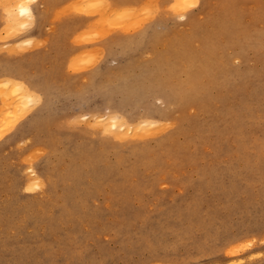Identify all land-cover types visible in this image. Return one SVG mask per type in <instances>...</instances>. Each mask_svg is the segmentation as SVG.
<instances>
[{
	"label": "rangeland",
	"instance_id": "obj_1",
	"mask_svg": "<svg viewBox=\"0 0 264 264\" xmlns=\"http://www.w3.org/2000/svg\"><path fill=\"white\" fill-rule=\"evenodd\" d=\"M12 1L14 0H0V10L6 21L3 32L0 33V48L2 47L0 55H6L8 52L7 55L20 56L40 51L39 49L46 46V43L43 44L46 41L35 39L31 44V49L30 45L27 46V42H24L23 39L24 33L34 27V22L31 20L32 18L29 20L33 24L32 22L28 23L27 19L18 20V6ZM53 1L46 8V14L51 10L48 18H54L53 20L56 21L55 17L57 19L60 17L58 20H63L67 16L64 22L65 25L67 23L68 25L63 29L64 31L68 30L66 33L62 31L63 43L59 44L61 49H64L58 50V52L52 51L50 57L54 56L57 59L53 57L54 59L50 58L51 62L44 60V63H38L40 67H36V72L38 73V69L43 67L42 70H39V74L40 72L44 75L47 73L45 78L48 83H51L48 88L53 89L54 87L56 90L60 88L62 95L68 91L67 94L70 92L69 94L72 96L69 94V96L66 94L69 98L65 97L66 95L60 96L59 90L56 91L59 94L57 96L54 93L56 98L54 97V103L51 105L52 112L48 114H55L53 116L56 117H49V119L47 116L42 124V129L40 128L42 131L38 132L41 138L36 137L37 140L35 139L36 142L34 145L32 144L31 148L27 146V144L30 145L26 142L27 140L20 136L16 139L17 146L12 149V158L7 155L12 165L22 172L24 171V174L17 170L16 178L12 177L13 180L15 179L14 186L12 178L7 177L8 171L3 172L6 184L0 186V264H170L171 261L174 262L173 264H264V177L262 178L264 176V172L262 175V171H264L262 166L264 165L262 163L264 162L262 159L264 157V0H190L191 2L185 3L187 5L185 8L184 4L181 7L179 0ZM82 1L84 2L82 3ZM152 1L155 5H152ZM8 2L14 5L8 4L11 7H7ZM77 2L79 4L76 6ZM88 2L90 3L88 4ZM100 3L102 5L106 3L107 7L109 4V7L103 5L104 8H102ZM85 4L92 7L89 9L91 13L93 10V14L89 13L90 10L86 9L88 6ZM54 5L57 7L55 8ZM83 5L86 7L84 8ZM170 5L171 7L174 5L173 8H178L180 11L172 9ZM94 6L98 8L96 9ZM150 6L153 9L157 8L155 11L151 9L154 13L157 10L155 14H151ZM100 7V12H98ZM133 8H136L135 11L132 10ZM142 8L144 12L141 11ZM68 9L70 10L68 11ZM112 9L118 11L117 13L123 9L118 18L124 20L120 21L118 18H114L116 13L113 14L112 18L114 19L110 20L114 13ZM126 11H130L129 15L127 14L129 17L133 14L134 18H131L134 20L127 19L129 17H127ZM106 12L108 13L106 14ZM142 12L146 14H141ZM138 13L141 14L139 17ZM105 14L110 23H121L115 24V26L120 25L117 26L119 29L113 25L112 27L108 21L109 25L106 24L105 20L108 19L104 18ZM148 14H151L152 18ZM33 19L35 21V17ZM139 20L138 24L143 23L145 26H141V24L140 27L139 25L134 26ZM125 21L135 22L131 25L127 24L129 27H126L125 24L122 25ZM194 21L198 23L194 25ZM22 23L27 26L31 25V27L22 28ZM154 23H157L159 28L155 31L157 35L155 36L154 31L152 34L150 32L149 35H145V30L151 31L150 26ZM16 24L17 27H15ZM10 25H14L13 28ZM143 26L144 28H142ZM51 27L46 28L49 34L53 32ZM103 27L106 29L103 30ZM97 28L98 31L102 30L101 33H97ZM13 29L17 30L11 31ZM89 29L96 30L92 31L99 35L95 37V34H90ZM14 32L19 34L14 35ZM81 32L83 35L89 33V36L94 37L79 38ZM161 33L162 35H160ZM100 34H106V36L101 37ZM88 39H90L89 42ZM105 40L107 41L105 42ZM110 40L109 44L113 45L112 54L107 49ZM147 40H151V43L154 40V44L151 45ZM42 41L44 42L40 43ZM76 41L81 43H75ZM134 43L139 45H137L138 48L134 47L136 46ZM121 45L127 50L125 53L123 52L124 48L120 47ZM9 47L14 48L10 49ZM96 50H99V56ZM152 50H156L155 53ZM10 51L12 52L10 53ZM92 51L93 54L96 51L97 56L91 55ZM63 53H65L64 56L66 55L65 58L62 56ZM72 53L75 55L74 58H72ZM156 53L158 55H155ZM79 54L82 56H76ZM115 55L117 61L112 65L111 62ZM91 56L97 58H93L96 64H92L90 68L92 62L89 61V57ZM63 58L66 61H61V64L60 59L64 60ZM79 58L78 62H81V68L76 61ZM135 59L138 62H135ZM139 59H141V63H148L146 65L150 71L145 67V64L139 62ZM142 60L144 61L142 62ZM49 63L54 65V67H50L54 71L50 70ZM70 64H74L76 67ZM131 64L135 65H133L134 69ZM123 65L129 67L124 68ZM189 67H192L191 70L194 71L192 76L186 70ZM48 68L51 73L48 72ZM94 68H97L96 72ZM128 68L130 69L128 70ZM88 69L93 71L90 72ZM46 70L47 72H44ZM76 70L79 71L76 72ZM147 70L149 75H147ZM172 70L175 71L174 73L177 71L178 80L176 78L173 80ZM87 72L89 75H85V73L88 74ZM98 72L100 73L98 74ZM72 73L76 75L72 77ZM94 73H97L95 74L96 78L93 77ZM124 73L127 74L122 78L117 76L118 74L119 76L124 75ZM188 75L192 79L190 84L187 83ZM56 79L63 80H58V82ZM73 79L76 81L75 83ZM50 80H56L53 82L56 84L53 85ZM154 82L158 84L155 85ZM67 83L69 84L67 85ZM102 85H107L105 87L108 88L106 89ZM73 86L75 89L72 88ZM124 86L126 88L128 86V88L125 89ZM102 88L105 89L104 92ZM172 88L173 90H170ZM64 89L65 91L62 93ZM254 89L257 90V94ZM108 90H112L111 93H114L111 94L107 92ZM258 90H261V93ZM0 91L2 114H8V110H12L11 114L15 113L19 107V110L23 109V112H17L18 114H15L14 118L11 115V122L4 127L6 131L3 135H5L4 138H7L15 131L18 121L20 123L27 121L40 107V103H36L39 101L37 99L36 102H33L34 105L31 104L33 107L30 106V103H27L28 106L26 104L23 106V99L20 95V99L18 98L13 85L7 84L3 79H0ZM253 94L254 97L250 98ZM10 99L13 100L11 103ZM86 106H90V108L87 109ZM121 108H123L122 111ZM26 109H29L26 117L24 118L25 115L21 117ZM119 112L125 114L128 121L135 125L132 124V126L137 127L136 125H138L140 134L127 136L125 139L116 138L114 134L102 131L100 123H97L100 121L98 119L100 117L108 118V115H117ZM62 114L65 116L63 117ZM61 115L62 117H60ZM92 116H97L98 119L95 121ZM48 119L52 123L47 122ZM145 119H149L148 122ZM151 122L152 124H150ZM92 124L93 127H96L92 128ZM147 124L151 126L148 127ZM45 125L47 128L44 127ZM142 125L143 127L146 125L147 128L141 129ZM50 129L52 131L54 129L55 132V129H58L60 135ZM46 130L48 131L46 132ZM68 132L75 136L68 135ZM143 132L145 135H142ZM56 139L57 141H55ZM34 146L35 148H33ZM94 148L97 151L93 150ZM83 150L84 152H82ZM94 152L99 154L97 153L95 156ZM138 153L141 156H138ZM247 159H251V162ZM43 161L45 162L43 163ZM53 162H56V167ZM38 163L39 165H37ZM91 164L94 166H90ZM37 166L47 175L48 180L28 191L27 184L33 178L32 167ZM53 175L56 177L54 178ZM68 177L69 179H65ZM49 180L53 182H49ZM8 182L11 187L7 186ZM42 185L44 190L38 188ZM54 185L56 188H53ZM225 186H228L229 189ZM6 187H9L10 190ZM8 190L11 191V194ZM224 192L226 194L229 192V194L226 195ZM12 194L14 195L12 196ZM5 200L7 204L4 202ZM8 204L9 208L11 206L15 209H8ZM59 211L61 215H58ZM49 214L52 215V220H50ZM62 215L63 217H59ZM197 215L202 216L198 217ZM145 218H148V221ZM49 226L52 227V230L51 227L48 229ZM209 227L210 233H207L206 229ZM75 232L80 233L77 235ZM73 234L76 235V239ZM206 237L208 241L205 239ZM131 238L132 241H130ZM247 240H251L253 243L250 241L246 244ZM231 246L236 249L241 246L239 248L241 252L234 256L231 255Z\"/></svg>",
	"mask_w": 264,
	"mask_h": 264
},
{
	"label": "bare ground",
	"instance_id": "obj_2",
	"mask_svg": "<svg viewBox=\"0 0 264 264\" xmlns=\"http://www.w3.org/2000/svg\"><path fill=\"white\" fill-rule=\"evenodd\" d=\"M4 1V0H3ZM52 1L53 0H29V1H27V0H14V1H12V2H14L15 3V5L16 6H18V20L19 19H27V21H28V23H31L32 21L33 22H35L34 21V17H35V20L36 19H38V20H40V19H44L45 18V14H46V8H48L51 4H52ZM78 1V0H77ZM98 1V0H97ZM99 1H102V0H99ZM124 1V0H123ZM156 1V0H155ZM163 1V0H162ZM169 1V0H168ZM180 1V5H181V7H182V4H184V8H185V6H187V5H185V3L187 2V1H190V0H179ZM207 1H209V0H207ZM54 2V1H53ZM57 2V1H56ZM55 2V3H56ZM64 2V1H63ZM76 2V1H75ZM84 1H82V3H83ZM105 2H106V0H105ZM120 2V1H119ZM126 2V1H125ZM153 2V1H152ZM167 2V1H166ZM191 2V1H190ZM90 2H88V4H89ZM92 3H93V1H92ZM97 3H99V2H97ZM109 3V2H108ZM115 3V2H114ZM144 3V2H143ZM8 4H13V3H11V2H8L6 5H7V7H11V5H8ZM58 4H60V3H58ZM73 4H74V1H73ZM77 4H79V2H77L76 3V6H77ZM101 4V3H100ZM100 4H98V5H100ZM110 4V3H109ZM109 4H108V7H109ZM145 4H147V3H145ZM148 4H150L149 3V1H148ZM152 4V3H151ZM163 4V3H162ZM188 4V3H187ZM3 5H5L4 3H3ZM14 5V4H13ZM61 5V4H60ZM65 5V4H64ZM86 6H88V8H86L87 10L90 8L89 7V5H87V4H85ZM95 5V4H94ZM103 5H106V3L105 4H103ZM103 5L101 4V7L102 8H104L103 7ZM115 5V4H114ZM114 5H112V6H114ZM152 5H155L154 4V2H153V4ZM157 5V4H156ZM166 5V4H165ZM178 5V4H177ZM16 6H14V7H16ZM55 6V5H54ZM82 6V5H81ZM80 6V7H81ZM84 6V5H83ZM86 6H84V8L86 7ZM117 6V5H116ZM115 6V7H116ZM119 7L121 6L120 4L118 5ZM149 6V5H148ZM179 6V5H178ZM177 6V7H178ZM52 7V6H51ZM57 6H55V8H56ZM61 7V6H60ZM62 7H64V6H62ZM66 7H67V5H66ZM69 7H71V5H69ZM95 7V6H94ZM101 7L99 8V11L98 12H100V9H101ZM106 7H107V5H106ZM107 7V8H108ZM124 7V6H123ZM134 7V6H133ZM138 7V6H137ZM145 7V6H144ZM170 7H171V5H170ZM173 7H174V5H173ZM173 7H171L172 9H174ZM180 6H179V8H181ZM13 8V7H12ZM53 8V7H52ZM72 8H74V7H72ZM96 9L98 8V7H95ZM106 8V10H109V9H107ZM128 8V7H127ZM150 8V10L151 9H153V8H151V6L149 7ZM15 9V8H14ZM13 9V10H14ZM50 9V8H49ZM75 9V8H74ZM82 9V8H81ZM80 9V10H81ZM90 9H92V7L90 8ZM89 9V10H90ZM114 9H116V8H114ZM125 9V8H124ZM136 9V8H135ZM135 9L133 8L132 10H134L135 11ZM141 9V8H140ZM146 9V8H145ZM155 9H157V8H155L154 7V9H153V11H155ZM162 9V8H161ZM167 9V8H166ZM179 10L178 8H175L174 10ZM64 10V9H63ZM67 10V9H66ZM70 9H68V11H69ZM88 10V11H89ZM113 10V9H112ZM112 10H110L111 12H112ZM123 10V9H122ZM121 10V11H122ZM138 10V9H137ZM136 10V11H137ZM150 10H148V11H150ZM159 10V9H158ZM176 10V11H177ZM12 11V10H11ZM16 11V10H15ZM51 10H49V12H50ZM61 11V10H60ZM67 11V12H68ZM83 11V10H82ZM82 11H80V12H82ZM85 11V10H84ZM88 11H86V12H88ZM95 11V10H94ZM97 11V10H96ZM95 11V12H96ZM102 12H103V9L101 10ZM114 11V13H112V16L110 17V20L112 19H114V18H118V16H119V14H120V12L119 13H117L115 10H113ZM125 11V10H124ZM130 11H131V9H130ZM129 11V12H130ZM140 11V10H139ZM139 11H137V12H139ZM141 11H143V8H142V10ZM180 11V10H179ZM181 11H183L182 10V8H181ZM73 12H74V10H73ZM77 12H79V11H77ZM94 12V13H95ZM101 12V15L103 14ZM127 13H126V15L128 14L129 15V12L128 11H126ZM144 12V11H143ZM141 13V14H146V13ZM146 12V11H145ZM151 12V14H153L154 12H152V10L150 11ZM156 12H157V10H156ZM155 12V13H156ZM56 13H58V12H56ZM72 13V12H71ZM71 13H70V15H71ZM75 13V12H74ZM89 13H91V10H90V12ZM108 12H106V14H107ZM110 13V12H109ZM117 14V15H114L115 17L114 18H112L113 17V14ZM132 13H133V11H132ZM154 13V14H155ZM178 13V12H177ZM15 14V13H14ZM48 14V13H47ZM53 14H55V13H53ZM65 14V13H64ZM83 14V13H82ZM88 14V13H87ZM91 14H93V10H92V13ZM105 14V17L104 18H106L107 17V19H108V16ZM123 14H124V12H123ZM137 14V13H136ZM140 13H138V17L141 15H139ZM151 14H148V15H150V17H151ZM3 15V14H2ZM66 15V14H65ZM68 15V14H67ZM78 15V14H77ZM80 15H81V13H80ZM111 15V14H110ZM127 15V17H129ZM10 16H11V14H10ZM59 16H60V13H59ZM69 16V15H68ZM72 16V15H71ZM103 16V15H102ZM124 16V15H123ZM136 16V15H135ZM152 16H154V15H152ZM55 17V16H54ZM65 17V16H64ZM67 17V16H66ZM65 17V18H66ZM121 17H122V15H121ZM125 18H126V16H124ZM132 18H134V16H133V14H132V16H131ZM131 17H129V18H127V19H130ZM138 17H136L137 19H139ZM182 17V16H181ZM180 17V18H181ZM184 17V16H183ZM30 18H32L31 20H29ZM60 18V17H59ZM58 18V19H59ZM64 18V19H65ZM97 18V17H96ZM99 18H102V17H99ZM130 19V21H132V20H134V19ZM152 18V17H151ZM54 19V18H53ZM56 17H55V20H58ZM63 19V20H64ZM119 19V18H118ZM149 19V21H150V18H148ZM147 19V20H148ZM4 20V19H3ZM17 20V21H18ZM45 20V19H44ZM60 20H62V19H60ZM82 20V19H81ZM95 20V19H94ZM103 21H104V19H102ZM101 20V21H102ZM120 20V19H119ZM124 19H121L120 21H123ZM142 20V19H141ZM194 20V19H193ZM16 21V22H17ZM24 21V20H23ZM30 21V22H29ZM59 21V20H58ZM57 21V22H58ZM100 21V20H99ZM106 21V24H108L109 25V19L108 20H105ZM104 21V22H105ZM109 23H108V22ZM10 22V21H9ZM33 22H32V24H33ZM61 21H59L58 23H60ZM75 22V21H74ZM87 22V21H86ZM97 22H98V19H97V21H96V24H97ZM103 22V25L105 24ZM112 22V21H111ZM115 22V21H114ZM135 21H133V22H131V23H134ZM138 22H140V20L139 21H136V25H134V26H136L137 27V25H139V27H140V24L141 23H139L138 24ZM143 22V21H142ZM195 22V21H194ZM193 22V23H194ZM19 23V22H18ZM23 23H25V21L23 22ZM22 23V28H29V27H31V25L30 26H27L26 24H23ZM57 23V24H58ZM80 23V22H79ZM89 23H90V21H89ZM95 23V22H94ZM93 23V24H94ZM130 22H127V21H125V23H122V25L123 24H125V26L126 27H129V25H131V23L129 24ZM190 23V22H189ZM196 23H198V22H195L194 23V25L196 24ZM37 24H39V23H37ZM76 24V23H75ZM74 24V25H75ZM98 24H100L101 25V23H98ZM115 24H121L120 22H117V23H115ZM115 24H112V23H110V25L112 26H115ZM127 24H129V25H127ZM148 24H150V23H148ZM56 25V24H55ZM67 25H68V23H67ZM67 25H65L66 26V28H67ZM69 25H71V24H69ZM73 25V26H74ZM89 25V24H88ZM102 25V26H103ZM121 25V26H122ZM142 25H144L143 23L141 24V26ZM197 25H199V24H197ZM196 25V26H197ZM11 26V25H10ZM9 26V27H10ZM14 26V25H13ZM13 26H11V28H13ZM60 26H62V24H60ZM60 26H59V29L57 28V30H60ZM99 26V25H98ZM97 26V27H98ZM106 26V25H105ZM104 26V27H105ZM112 26V27H113ZM117 26H120V25H117ZM117 26H115V27H117ZM124 26V27H125ZM145 26V25H144ZM144 26L142 27V28H144ZM149 26V25H148ZM147 26V27H148ZM164 26V25H163ZM192 26H193V24H192ZM15 27H17V24L15 25ZM35 27V26H34ZM34 27L32 28H30L28 31H29V34L28 35H26L25 36V38H23L24 39V42H27L26 44H27V46L28 45H30L29 46V48L31 47V44L34 42V40L35 39H39V37L40 36H38V37H36L34 34H33V31H34ZM55 27V26H54ZM57 27V26H56ZM62 27H64V26H62ZM62 27H61V29H62ZM96 27V26H95ZM104 27H103V30H105L104 29ZM111 27V28H112ZM123 27V29L125 30L126 29V27L124 28ZM131 27V26H130ZM133 27V26H132ZM131 27V28H132ZM135 27V28H136ZM146 27V28H147ZM160 27H162L161 25H160ZM195 27V26H194ZM1 28V30H2V27H0ZM7 28V27H6ZM69 28V27H68ZM73 28V27H72ZM75 28H77V27H75ZM89 28V27H88ZM118 28V27H117ZM141 28V29H142ZM150 28L152 29L151 31L149 30V29H147V30H145V32H144V34L145 35H149V33L151 32V34L153 33V31H154V34H155V31H156V29H159L158 28V25H157V23H154V24H152L151 26H150ZM196 28V27H195ZM49 29V28H48ZM56 29V28H55ZM54 29V30H55ZM70 29V28H69ZM84 29V28H83ZM95 29V28H94ZM94 29H89L90 30V34H95V37H97V35H99V34H97V33H99L100 31H102V30H100V31H98V28H97V33L95 32H93L92 30H94ZM100 29H101V26H100ZM119 29V28H118ZM190 29H191V27H190ZM17 29H13V30H11V31H16ZM26 30V29H25ZM45 30H46V28H45ZM51 30H53V27H51ZM68 29H66V31H67ZM86 30V29H85ZM88 30V29H87ZM6 31V30H5ZM4 31V32H5ZM20 31V30H19ZM50 31V30H49ZM56 31V30H55ZM62 31H64V29H62ZM66 31H64V33H66ZM94 31H96V30H94ZM158 31V30H157ZM2 32H3V30H2ZM10 32V31H9ZM80 32V31H79ZM84 32V31H83ZM87 32H89V31H87ZM93 32V33H92ZM104 32V31H103ZM1 33V32H0ZM12 33V32H11ZM26 33V32H25ZM24 33V34H25ZM62 33V32H61ZM85 33V32H84ZM101 33V32H100ZM105 33V32H104ZM157 33V32H156ZM2 34H4V33H2ZM16 33L14 32V35H15ZM17 34H19V33H17ZM16 34V35H17ZM23 34V35H24ZM52 34H54L52 37H54V38H47L48 40L46 41V42H44V41H42V42H40V43H43V44H45L46 43V46H44L43 47V49H39L40 51H37V52H32L33 54H29V55H24V56H21V57H19V58H15V59H11V58H14V57H9V55H7L8 54V52H7V54H6V56H8L7 58L5 57V59H1L0 60V79H3V81H6L7 82V84H9V85H13V87H14V92H16L17 94H18V98H19V95H20V97L23 99V101H22V105L24 106V104H26L27 106H28V104L27 103H30V106H32V105H34L33 104V102H36L37 101V99H39V101H37L36 103H40L39 104V108L37 109V111L27 120V121H25V122H19L18 121V123L16 124V128H15V131L13 132V134H11L9 137H7V138H4L5 137V135H3V133H5L4 131H6L5 129H4V127H6V126H8L9 125V123L11 122V115H12V118H14L13 116L15 115V114H18L17 112H20V111H22V110H19L20 109V107L17 109V110H15L16 112L15 113H12L11 114V111H7V113L8 114H10V115H8V114H2L1 113V111H0V186L1 185H4V184H6V183H4V171H8V176L7 177H9L10 176V179L13 177V176H15L14 178H16V174H17V170L19 171L20 169H17V167L16 166H13L12 165V163H11V160H10V158L8 159L7 158V155H10V157L12 158V149H13V147H16L17 146V144H16V139L18 138V137H20V136H22L25 140H27L26 142L27 143H29L30 145H28L27 144V146H29V147H31L32 146V144L34 145V142H36V137L37 138H41V135L40 134H38V132L40 131H42L41 129V127H42V124H43V122L45 121V119H47V116H48V118L50 117V118H52V117H54L53 115H55V114H52V115H48V114H51V110H52V107H51V105L54 103L53 102V99H54V93H56V95L58 96V94L60 93V96H65L66 94H67V92H66V94H64L63 93V91H65V89L67 88H65L64 90H62V93H63V95L61 94V92H60V90L57 88V90L56 89H54V87H53V89H49L48 87H49V84H51V83H48L47 82V80H46V78H45V75L47 74V73H45V75L44 74H42L41 72H40V74H39V70H42V68H40V69H38V73L36 72V67L38 66V63H40V62H43L44 60H47V62L48 61H50V53L53 51V49L54 48H57V46L59 45V41H60V38H58V39H56V35L57 34H55L54 32L52 33ZM60 34V31H58V35ZM82 32L80 33V36L81 37H79V38H84L85 39V37H89V38H91L92 36H89V33H88V35L87 34H82ZM106 34H107V32H106ZM106 34L105 35H101L100 34V36L101 37H104V36H106ZM143 34V35H144ZM21 35V34H20ZM62 35H63V33H62ZM69 35V34H68ZM71 35V34H70ZM157 34H155V36H156ZM160 35H162V33L160 34ZM22 36V35H21ZM79 36V35H78ZM85 36V37H84ZM100 36H99V38H100ZM151 36H153L154 37V35H151ZM13 37H15V36H13ZM17 37H19V36H17ZM47 37V36H46ZM76 37V36H75ZM94 37V36H93ZM92 37V38H93ZM150 37V36H149ZM152 37V38H153ZM163 37V36H162ZM166 37H168V36H166ZM4 38H5V36H4ZM3 38V39H4ZM7 38H9V37H7ZM98 38V39H99ZM151 38V37H150ZM154 38H156V37H154ZM153 38V39H154ZM158 38H159V36H158ZM22 39V40H23ZM67 39V38H66ZM68 39H69V37H68ZM76 39H78L77 37H76ZM83 39V40H84ZM95 39V38H94ZM143 39V38H142ZM145 39V38H144ZM143 39V40H144ZM162 39V38H161ZM164 39V38H163ZM166 39V38H165ZM170 39V38H169ZM2 40V39H1ZM21 40V41H22ZM46 40V39H45ZM73 40V39H72ZM92 40V39H91ZM95 40H97V39H95ZM109 40V39H108ZM125 40V39H124ZM90 41V39H88V42ZM94 41V40H93ZM107 40H105V42H106ZM126 41V40H125ZM128 41V40H127ZM148 41V40H147ZM151 40H149L148 42L149 43H151L150 42ZM154 41V40H153ZM153 41H152V43H153ZM23 42V43H24ZM85 42H87V41H85ZM101 42V41H100ZM99 42V43H100ZM102 42H103V40H102ZM101 42V43H102ZM135 42V41H134ZM137 42V41H136ZM135 42V43H136ZM141 42V41H140ZM155 42H156V40H155ZM170 42H172V40L170 39ZM4 43V42H3ZM22 43V42H21ZM37 43H39V42H37ZM75 43H81V42H75ZM109 43H111V40L108 42V45H107V49L109 50L108 52H111V54L113 53V45H111V44H109ZM134 43V44H135ZM144 43V42H143ZM152 43H151V45H152ZM174 43V42H173ZM8 44H10V43H8ZM19 44V43H18ZM35 44V43H34ZM104 44V43H103ZM154 44V43H153ZM171 44V43H170ZM12 45H14V44H12ZM17 45V44H16ZM20 45V44H19ZM38 45V44H37ZM42 45V44H41ZM40 45V46H41ZM136 45V44H135ZM138 45V44H137ZM134 46V47H137L138 48V46ZM4 46V45H3ZM6 46V45H5ZM9 46H11V44L9 45ZM21 46H23V45H21ZM25 46V45H24ZM104 46H105V44H104ZM127 46H128V44H127ZM132 46H133V44H132ZM132 46H131V49H132ZM140 46H142V45H140ZM145 46H146V44H145ZM167 46V45H166ZM38 47V46H37ZM106 47V46H105ZM120 47H123V45H121ZM129 47V46H128ZM151 49H154V48H152L151 46H149ZM153 47H154V45H153ZM2 48V47H1ZM1 48H0V51H2L1 50ZM4 49H7L6 47H3ZM10 48V47H9ZM11 48H14V47H11ZM10 48V49H11ZM28 48V47H27ZM66 48V47H65ZM68 48V47H67ZM97 48V47H96ZM100 48V47H99ZM124 48V47H123ZM122 48V49H123ZM31 49V48H30ZM33 49V48H32ZM64 49V48H63ZM62 49V50H63ZM128 49V48H127ZM130 49V48H129ZM131 49H130V51H131ZM151 49H149V50H151ZM170 49V48H169ZM168 49V50H169ZM22 50H25V49H22ZM103 50V49H102ZM106 50V49H105ZM124 50H125V48H124ZM123 50V52L125 53L127 50H125L124 51ZM143 50V49H142ZM16 51V50H15ZM35 51V50H34ZM64 51H66V50H64ZM68 51V50H67ZM87 51V50H86ZM97 51V50H96ZM96 51H95V55H96ZM99 51V50H98ZM97 51V55H98V52ZM155 51L156 50H152V52H154L155 53ZM12 51H10V53H11ZM20 52V51H19ZM31 52V51H30ZM58 52V51H57ZM61 52V51H60ZM90 52V51H89ZM164 52H166V51H164ZM23 53H25V52H23ZM75 53H77L78 54V52H75ZM80 53H82V52H80ZM86 53V52H85ZM153 53V54H154ZM168 53V52H167ZM170 54H172L171 52H169ZM18 54V53H17ZM16 54V55H17ZM21 54V53H20ZM27 54V53H26ZM64 54L65 53H63V57L65 58L66 57V55L64 56ZM73 54V53H72ZM71 54V55H72ZM87 54V53H86ZM93 54V51H92V54L91 55H94ZM100 54H101V52H100ZM106 54V53H105ZM110 54V53H109ZM162 54V53H161ZM208 54V53H207ZM5 55V54H4ZM15 55V54H14ZM56 55H57V53H56ZM55 55V56H56ZM58 55H60V54H58ZM70 55V54H69ZM83 55L85 56V54L83 53ZM96 55V56H97ZM107 55H108V53H107ZM117 55V54H116ZM116 55L115 56H113V59H112V65H113V63H115L116 61H117V59H116ZM155 55H158L157 53L155 54ZM68 56V55H67ZM76 56H82L81 54H79V55H76ZM88 56V55H87ZM89 57L90 58V60L89 61H91L92 63H90V68H91V66H92V64H96V62L93 60V58L94 59H96L97 57ZM99 56V55H98ZM102 56V55H101ZM100 56V57H101ZM161 56V55H160ZM0 57H2V56H0ZM54 57V56H53ZM70 57V56H69ZM75 57V55L73 54V57L72 58H74ZM183 57H185V56H183ZM4 58V57H3ZM55 58V57H54ZM54 58H52V59H54ZM63 58V59H64ZM92 58V59H91ZM157 59H159V57H156ZM55 59H57V58H55ZM137 59V58H136ZM136 59L134 60L135 62H138V61H136ZM154 59V58H153ZM69 59H68V57H67V61H68ZM74 60V59H73ZM84 60V59H83ZM86 60V59H85ZM140 61V63H141V59H139ZM146 60V59H145ZM61 61H66L65 59L64 60H61L60 59V63L62 64V62ZM71 61H72V59H71ZM76 61H77V65H79L81 62H78V61H80V58L79 59H76ZM81 61H82V58H81ZM94 61V62H93ZM144 60H142V62H143ZM147 61V60H146ZM46 62V61H45ZM51 62V61H50ZM54 62V61H53ZM58 62V61H57ZM56 62V64H60V63H57ZM74 64H75V62L74 61H72ZM85 62V61H84ZM148 62V61H147ZM44 63V62H43ZM71 63V62H70ZM55 64V65H56ZM61 64H60V66H61ZM72 65V64H70V65H72V66H75V65ZM141 64H145L144 62L143 63H141ZM147 65H148V63H146ZM145 64V65H146ZM43 66H44V64H42ZM41 65V66H42ZM111 65V66H112ZM132 65V64H131ZM134 65V64H133ZM133 65H132V68L134 69V67H133ZM147 65L145 66V67H147ZM57 66H59V65H57ZM63 66V65H62ZM71 66V67H72ZM81 64L79 65V67L81 68ZM85 66V65H84ZM94 66V65H93ZM110 66V67H111ZM135 66V65H134ZM137 66H138V64H137ZM38 67H40V65L38 66ZM50 67H54V65H51L50 63H49V68ZM71 67H69L70 69H73V68H71ZM76 67V66H75ZM88 67H89V64H88ZM107 67H109V66H107ZM121 68H122V66H120ZM123 67L125 68V67H129V66H126V65H123ZM131 67V66H130ZM139 67H141V66H139ZM144 67V66H143ZM144 67V68H145ZM47 68V67H46ZM49 68L47 69V70H49ZM60 68V67H59ZM79 68V69H80ZM84 68V67H83ZM112 68V67H111ZM113 68H116V67H113ZM150 68V67H149ZM57 69V68H56ZM64 69V68H63ZM69 69V70H70ZM78 69V68H77ZM86 69V68H85ZM95 69V72L97 71V68H94ZM130 68H128V70H129ZM146 69V68H145ZM147 69H148V67H147ZM190 69V70H189ZM192 69V67H189L188 69H186L187 70V72L189 71V73H190V75L192 76L193 75V72L194 71H192L191 70ZM47 70L46 71H44V72H47ZM50 70L51 71H54V70H52L51 68H50ZM48 71L49 73H51V71ZM89 70V69H88ZM105 70H107L106 68H105ZM104 70V71H105ZM115 70V69H114ZM125 70H127V69H125ZM149 71H150V69H148ZM148 70H147V72H148ZM75 71V70H74ZM79 70H76V72H78ZM90 71V70H89ZM93 71V70H92ZM92 71H90V72H92ZM134 71V70H133ZM173 71V70H172ZM43 72V71H42ZM43 72V73H44ZM139 72H140V70H139ZM138 72V73H139ZM175 71H173V74H172V72H170L172 75H173V80H174V78H176V80H178V77H177V71H176V73H174ZM73 73H75V72H73ZM73 73H72V77H74L75 75H73ZM88 73V72H87ZM100 72H98V74H99ZM151 73V72H150ZM69 74H71V73H69ZM69 74H68V76H69ZM95 74H97V73H94L93 75V77H95L96 78V76H95ZM120 74H121V72H120ZM127 74V73H126ZM126 74L124 73V75H121V76H119V74L117 75L119 78H122L123 76H126ZM132 74V73H131ZM140 74V73H139ZM78 75V74H77ZM81 75V74H80ZM85 75H89V73L88 74H86L85 73ZM91 75H92V73H91ZM90 75V76H91ZM103 75V74H102ZM101 75V76H102ZM147 75H149V72H148V74ZM170 75V74H169ZM52 76V75H51ZM50 76V77H51ZM67 76V77H68ZM100 76V79L102 78ZM104 76V75H103ZM113 76V75H112ZM114 76H116V75H114ZM129 76H131L130 75V73H129ZM146 77V76H145ZM158 77V76H157ZM157 77L155 78V79H157ZM169 77V76H168ZM52 78V77H51ZM71 78V77H70ZM104 78V77H103ZM111 78V77H110ZM54 79V78H53ZM67 79V78H66ZM76 79V78H75ZM87 79V78H86ZM153 79V78H152ZM159 79V78H158ZM162 79V78H161ZM170 79H171V77H170ZM57 81L59 80V79H56ZM56 80H54V81H52V80H50L51 82H52V84H53V82H55ZM60 80H63V79H60ZM59 80V81H60ZM71 80H72V78H71ZM81 80V79H80ZM94 80V79H93ZM99 80V79H98ZM142 80V79H141ZM141 80H137V81H141ZM151 80V79H150ZM154 80V79H153ZM153 80H152V82H153ZM58 81V82H59ZM66 81V80H65ZM73 81H74V79H73ZM78 81V80H77ZM105 81H106V78H105ZM158 81H160V79L158 80ZM158 81H156V82H158ZM76 81H74V83H75ZM99 82V81H98ZM143 82V81H142ZM4 83V82H3ZM66 83V82H65ZM64 83V84H65ZM70 83V82H69ZM69 83H67V85L69 84ZM72 83V82H71ZM93 83H94V81H93ZM138 83V82H137ZM136 83V84H137ZM187 83H192V79L189 77V75H188V82ZM6 84V83H5ZM54 84H56V83H54ZM53 84V85H54ZM62 84V83H61ZM95 84V83H94ZM93 84V85H94ZM98 84V83H97ZM105 84V83H104ZM154 84H155V82H154ZM158 83H156L155 85H157ZM2 85H4V84H2ZM51 86V85H50ZM60 86V85H59ZM64 86V85H63ZM99 86H100V84H99ZM105 87V86H107V85H102V87ZM108 86H110V85H108ZM139 86H140V84H139ZM3 87V86H2ZM1 87V88H2ZM12 87V86H11ZM111 87V86H110ZM125 87V86H124ZM124 87L122 88L123 90H124ZM56 88V87H55ZM69 88V87H68ZM71 88V87H70ZM72 88H74L75 89V87L73 86ZM86 88V87H85ZM96 88L98 89V87L96 86ZM106 89L108 88V87H105ZM127 88H128V86H127ZM126 87H125V89H127ZM167 88V87H166ZM2 89H5V88H2ZM7 89V88H6ZM74 89H73V91H74ZM101 89V88H100ZM103 89V88H102ZM256 89V88H255ZM255 89H254V92H256L255 94H257V90L255 91ZM258 89V88H257ZM59 90V91H58ZM68 90V89H67ZM104 90L105 89H103V92H104ZM113 90H116V89H113ZM170 90H173V88L172 89H170ZM56 91H58V92H56ZM102 91V90H101ZM111 91L112 90H108L107 92H109V93H111ZM169 91V90H168ZM258 91H260V93H261V90H258ZM8 92H10V91H8ZM107 92H106V94H107ZM175 92V91H174ZM0 93H1V91H0ZM70 93V92H69ZM68 93V94H69ZM102 93V92H101ZM114 93V92H113ZM113 93H111V94H113ZM67 94V95H68ZM73 94V93H72ZM75 94V96H77L76 95V93H74ZM110 94V95H111ZM8 95H10L9 93H8ZM65 96V97H68V96ZM70 96H72V95H70ZM74 96V95H73ZM78 96H80V95H78ZM82 96H85V95H82ZM111 96H113V95H111ZM258 96V95H257ZM262 96V95H261ZM2 97V96H1ZM166 97V96H165ZM164 97V98H165ZM251 97H254V94H253V96L251 95L250 96V98ZM12 98V97H11ZM56 98V97H55ZM69 98V97H68ZM81 99L83 98V97H80ZM85 98V97H84ZM110 98V97H109ZM250 98H248V99H250ZM255 98H256V96H255ZM13 99H15V98H13ZM17 99V98H16ZM20 99V98H19ZM18 99V100H19ZM107 100H109L108 98H106ZM257 99H258V97H257ZM9 100V99H8ZM7 100V102H9ZM17 100V101H18ZM111 100V99H110ZM254 100V99H253ZM6 101V100H5ZM11 101H13L12 99H10V103H11ZM15 101V100H14ZM20 101V100H19ZM105 101V100H104ZM118 101H119V99H118ZM251 101V100H250ZM84 102V101H83ZM82 102V103H83ZM172 102H173V100H172ZM222 102V101H221ZM15 103H16V101H15ZM14 103V104H15ZM80 103V102H79ZM112 103V102H111ZM118 103V102H117ZM4 104V103H3ZM17 104V103H16ZM32 104V105H31ZM137 104V103H136ZM20 105V104H19ZM26 105H25V107H26ZM37 105V104H36ZM55 105H56V103H55ZM86 105V104H85ZM133 105H135V104H133ZM9 106V105H8ZM16 106H18V105H16ZM3 107V106H2ZM33 107V106H32ZM31 107V108H32ZM38 107V106H37ZM84 107V106H83ZM17 108V107H16ZM29 108V107H28ZM54 108V107H53ZM86 108L88 109V108H90V106L89 107H87L86 106ZM1 109V108H0ZM10 109H11V106H10ZM116 109L118 110V108L116 107ZM122 109L123 108H121V111H122ZM27 110H29V109H26V112L21 116V117H23L24 115V118L26 117V114H27ZM54 110V109H53ZM110 110V109H109ZM114 110V109H113ZM3 112H4V110H2ZM112 111V110H111ZM23 112V111H22ZM29 112V111H28ZM55 112V111H54ZM125 112H127L126 110H125ZM120 113V112H119ZM117 113V115L116 114H114V115H112V116H110V115H108L109 117L107 118H104V117H100L99 119H98V117L96 118V117H94V116H92L93 118H95V121H96V119H98V120H100L99 122L97 121V123H100L99 125L101 126H99L101 129H102V131L103 132H105V133H112V134H114V136L116 137V138H125V137H127V136H131V135H137L138 133H139V131H140V129H138L137 127H138V125H136L137 127H134V126H132V124L128 121V119H127V117H126V115L125 114H123V113ZM107 114V113H106ZM63 115V114H62ZM62 115L60 116V117H62ZM10 116V117H9ZM65 115H63V117H64ZM86 117L88 116V115H85ZM19 117V116H18ZM56 117V116H55ZM54 117V118H55ZM23 118V119H24ZM49 118V119H50ZM57 118H58V115H57ZM15 119H16V117H15ZM20 119V118H19ZM49 119L48 120H46L47 122H49V123H52V122H50L49 121ZM22 120V119H21ZM57 120V119H56ZM55 120V121H56ZM149 120V119H148ZM148 120H146L145 119V121L146 122H148ZM151 120V119H150ZM264 120V119H263ZM15 121V120H14ZM17 121V120H16ZM52 121H54V120H52ZM143 121V120H142ZM152 121V120H151ZM155 121V120H154ZM136 122H138L139 123V121H136ZM153 122V121H152ZM152 122L150 123V124H152ZM48 123V124H49ZM53 123H55V122H53ZM143 123V122H142ZM260 123V122H259ZM264 123V122H263ZM89 125L91 124V123H88ZM95 124V123H94ZM156 124H158V123H156ZM11 125V124H10ZM154 125V124H153ZM12 126V125H11ZM47 126H49V125H47ZM51 126H52V124H51ZM92 126V128H95V127H93V124L91 125ZM139 126H140V124H139ZM147 126L149 127V126H151V125H148L147 124ZM147 126L145 125L144 127H146L147 128ZM10 127V126H9ZM9 127H7V129H10ZM44 127H46V125L44 126ZM141 127V126H140ZM143 127V125H142V128L141 129H143L144 128ZM12 128V127H11ZM41 128V129H40ZM47 128V127H46ZM52 128V127H51ZM223 128V127H222ZM58 129H61V128H59L58 127ZM58 129H55L56 130V132H57V135L59 134L60 135V133L57 131ZM99 129V128H98ZM51 130V129H50ZM68 130V129H67ZM166 130V129H165ZM48 130H46V132H47ZM52 131V130H51ZM53 131H54V129H53ZM52 131V132H53ZM70 131V130H69ZM76 131V130H75ZM142 131H144V130H142ZM164 131V130H163ZM197 131V130H196ZM55 131H54V133H56ZM65 133H66V131H64ZM79 132V131H78ZM82 132V131H81ZM141 132V131H140ZM44 133V132H43ZM49 133V132H48ZM51 133V132H50ZM73 133V132H72ZM83 133H84V131H83ZM36 134H38V136H36ZM52 134V133H51ZM68 135L69 134H71V133H67ZM79 134V133H78ZM85 134V133H84ZM140 134V133H139ZM145 135V133L143 132L142 133V135ZM45 135V134H44ZM61 135H63V134H61ZM87 135V134H86ZM71 136H73L72 134H71ZM70 136V137H71ZM75 136V135H74ZM73 136V137H74ZM141 136V135H140ZM50 137V136H49ZM110 137V136H109ZM4 138V139H3ZM60 138V137H59ZM89 138H91V137H89ZM94 138V137H93ZM138 138V137H137ZM140 138V137H139ZM36 139V140H35ZM74 139V138H73ZM92 139V138H91ZM126 139V138H125ZM41 141V140H40ZM55 141H57V139L55 140ZM54 141V143H56ZM62 141V140H61ZM89 141H91L90 139H89ZM106 141V140H105ZM92 142V141H91ZM107 142H108V140H107ZM69 143V142H68ZM67 143V144H68ZM73 143V142H72ZM93 143V142H92ZM37 144V143H36ZM49 144V143H48ZM58 144V143H57ZM76 144V143H75ZM88 144H90L89 142H88ZM88 144H87V146H88ZM41 145V144H40ZM74 145V144H73ZM90 145H92V144H90ZM89 145V146H90ZM26 146V145H25ZM24 146V147H25ZM35 146H37V145H35ZM35 146L33 147V148H35ZM68 146V145H67ZM71 146V145H70ZM75 147V146H74ZM32 148V147H31ZM38 148V147H37ZM92 148H93V146H92ZM42 149V148H41ZM41 149H39V150H41ZM68 149H69V147H68ZM72 149V148H71ZM70 149V151L72 152V150ZM33 150V149H32ZM31 150V151H32ZM42 150H44V149H42ZM55 150H56V148H55ZM93 150H95V148L93 149ZM49 151H50V149H49ZM67 152L69 151V150H66ZM77 151V150H76ZM75 151V152H76ZM95 151H97V150H95ZM37 152V151H36ZM82 152H84V150L82 151ZM137 152V151H136ZM44 153V152H43ZM54 153V152H53ZM56 153V152H55ZM78 153V152H77ZM95 153V156H96V154L98 153H96V152H94ZM33 154H35V155H42V154H40V153H33ZM52 154V153H51ZM74 154H76V153H74ZM99 154V153H98ZM130 154H131V151H130ZM44 155V154H43ZM50 155V154H49ZM67 155H69V154H67ZM31 156V155H30ZM47 156V155H46ZM52 156V155H51ZM56 156V155H55ZM74 156V155H73ZM138 156H141V155H139V153H138ZM34 157V156H33ZM45 157V156H44ZM62 157V156H61ZM38 158V157H37ZM52 158V157H51ZM247 158V157H246ZM33 159H35V158H33ZM44 159V158H43ZM55 159V158H54ZM58 159V158H57ZM262 159H264V157L262 158ZM14 160V159H13ZM29 161H30V159H28ZM28 160H27V162H28ZM36 160V159H35ZM56 160V159H55ZM249 162H251L250 160L251 159H247ZM24 161V160H23ZM33 161V160H32ZM42 161V159L40 160V162ZM47 161H49V160H47ZM57 161V160H56ZM64 161V160H63ZM259 161V160H258ZM260 161H261V158H260ZM39 162V163H40ZM45 161H43V163H44ZM39 163L37 164V165H39ZM56 163V162H55ZM55 163L53 162V165L56 167V165H55ZM95 163V162H94ZM260 163V162H259ZM262 163H264V162H262ZM31 164H32V162H31ZM46 164H48V163H46ZM69 164H71V163H69ZM72 164H74V163H72ZM261 164V163H260ZM36 165V164H35ZM52 164H50V166H51ZM52 165V166H53ZM65 165H67L66 163H65ZM157 165H158V163H157ZM33 166V165H32ZM50 166H48V167H50ZM60 166H61V164H60ZM63 166V165H62ZM73 166V165H72ZM75 166V165H74ZM90 166H94V164L92 165H90ZM263 167H264V165H262ZM21 167V166H20ZM28 167V166H27ZM44 167V166H43ZM45 167H47V166H45ZM81 167V166H80ZM258 167V166H257ZM259 167H260V165H259ZM262 167V168H263ZM58 168V167H57ZM71 168V167H70ZM73 168H75V167H73ZM93 168V167H92ZM95 168V167H94ZM93 168V169H94ZM256 168V167H255ZM26 169V168H25ZM45 169V168H44ZM55 169V168H54ZM77 169V168H76ZM51 170H52V168H51ZM64 170V169H63ZM78 170H80V169H78ZM223 170V169H222ZM21 171V170H20ZM47 171V170H46ZM45 171V172H46ZM58 171V170H57ZM74 171V170H73ZM262 171V170H261ZM260 171V172H261ZM22 172V171H21ZM24 172V171H23ZM22 172V173H23ZM31 172H32V180H31V182L29 181L28 183L29 184H27V187H28V191H30V190H32V189H35V187H37L38 185H39V183H41V182H43L44 183V181H46L47 182V180H48V178H47V175H45L44 174V172H42V170H41V168L39 167V166H37V167H32V170H31ZM48 172V171H47ZM52 172V171H51ZM50 172V173H51ZM56 172V171H55ZM64 172V171H63ZM66 172V171H65ZM64 172V173H65ZM101 173H103L102 171H100ZM263 172L264 171H262V175H263ZM20 173V172H19ZM21 173V174H22ZM61 173V172H60ZM77 173V172H76ZM79 173V172H78ZM77 173V174H78ZM83 173V172H82ZM24 174V173H23ZM69 174H71V173H69ZM80 174V173H79ZM57 175V174H56ZM62 175V174H61ZM72 175V174H71ZM102 175H104V174H102ZM106 175V174H105ZM58 176V175H57ZM52 177V176H51ZM53 177H54V175H53ZM52 177V178H53ZM56 177V176H55ZM54 177V178H55ZM59 177H60V175H59ZM66 177V176H65ZM79 177V176H78ZM102 177V176H101ZM230 177V176H229ZM264 176H262V178H263ZM17 178H19V177H17ZM23 178V177H22ZM105 178V177H104ZM9 179V178H8ZM9 179V180H10ZM63 179V178H62ZM65 179H69V177L68 178H65ZM224 179V178H223ZM233 179V178H232ZM231 179V180H232ZM6 180V179H5ZM12 180H13V178H12ZM51 180V179H50ZM49 180V182H53V181H50ZM57 180V179H56ZM231 180H230V182H231ZM11 182V181H10ZM15 179L12 181V183H13V185L15 186ZM57 182V181H56ZM55 182V183H56ZM219 182V181H218ZM11 183V184H12ZM25 183V180L23 181V184ZM231 184V183H230ZM250 184V183H249ZM259 184V183H258ZM261 184V183H260ZM9 185V182L7 183V186ZM47 185V184H46ZM50 185H51V183H50ZM56 185V184H55ZM55 185H54V187L53 188H56L55 187ZM251 185V184H250ZM249 185V186H250ZM13 186V187H14ZM224 186V185H223ZM229 186V185H228ZM227 186V187H228ZM9 187H11V185H9ZM8 187V188H9ZM42 187V188H41ZM39 186L38 188L39 189H43L44 190V186L42 185V186ZM51 187H52V185H51ZM226 187V186H225ZM226 187V188H227ZM229 187H231V186H229ZM262 187V186H261ZM7 188V187H6ZM7 188V189H8ZM19 188V187H18ZM46 188V187H45ZM264 188V187H263ZM6 189V190H7ZM26 189V188H25ZM24 189V190H25ZM52 189V188H51ZM221 189V188H220ZM227 189H229V188H227ZM227 189H225V190H227ZM9 190H10V188H9ZM8 190V191H9ZM42 190V191H43ZM54 190V189H53ZM224 190V191H225ZM230 190H231V188H230ZM236 190V189H235ZM34 191V190H33ZM39 191H41V190H39ZM221 191V190H220ZM227 191H229V190H227ZM237 191V190H236ZM235 191V192H236ZM239 191V190H238ZM3 192V191H2ZM10 193L9 194H11V191H9ZM14 192V191H13ZM46 192H48V191H46ZM222 192V191H221ZM233 192V191H232ZM231 192V193H232ZM6 193V192H5ZM4 193V194H5ZM42 193V192H41ZM53 193V192H52ZM51 193V194H52ZM225 193V192H224ZM230 193V194H231ZM6 194H8V193H6ZM49 194V193H48ZM219 194V193H218ZM226 194V193H225ZM228 194H229V192H228ZM228 194H226V195H228ZM233 194V193H232ZM14 194H12V196H13ZM16 195H18V194H16ZM8 196V195H7ZM219 196H221V195H219ZM231 196V195H230ZM15 197V196H14ZM13 197V198H14ZM19 197V196H18ZM227 197V196H226ZM236 197V196H235ZM235 197H233V199H235ZM5 198V197H4ZM10 198V197H9ZM6 199V198H5ZM232 199V198H231ZM229 200H230V198H229ZM11 201H13V200H11ZM22 201V200H21ZM254 201V200H253ZM253 201H251V202H253ZM3 202V201H2ZM5 203H6V200L4 201ZM3 202V203H4ZM7 202H8V199H7ZM20 202V201H19ZM18 202V203H19ZM259 202V201H258ZM2 203V204H3ZM9 204H10V202H8ZM17 203V204H18ZM260 203V202H259ZM7 204V203H6ZM9 204H8V209H10V208H13V209H15V207H11L10 206V208H9ZM16 204V205H17ZM249 204H250V202H249ZM14 206H15V204H13ZM19 205H20V203H19ZM18 205V206H19ZM3 207V206H2ZM5 208H7L6 206H4ZM188 208H190V207H188ZM192 209V208H191ZM42 210H44V209H42ZM180 210H182V209H180ZM185 210H187L186 209V207H185ZM190 210V209H189ZM238 210H239V208H238ZM241 210V209H240ZM14 211V210H13ZM45 211V210H44ZM42 212V211H41ZM47 212V211H46ZM189 212H191V211H189ZM48 213V212H47ZM52 213V212H51ZM55 213V212H54ZM188 213V212H187ZM192 213V212H191ZM238 213H240V212H238ZM237 213V214H238ZM189 214V213H188ZM242 214V213H241ZM44 215V214H43ZM47 215V214H46ZM46 215H44V216H46ZM58 215H61V213H60V211H59V214ZM6 216H9V215H6ZM21 216V215H20ZM19 216V217H20ZM39 216V215H38ZM52 216V215H51ZM50 216V214H49V217L51 218L50 220H52L53 218ZM148 216V215H147ZM184 216V215H183ZM182 216V217H183ZM195 216V215H194ZM198 217L199 216H202V215H197ZM23 217V216H22ZM40 217H41V215H40ZM56 217V216H55ZM59 217H63V215L62 216H59ZM151 217V216H150ZM149 217V218H150ZM158 217V216H157ZM170 217V216H169ZM187 218H188V216H186ZM190 217V216H189ZM197 217V218H198ZM264 217V216H263ZM194 218V217H193ZM202 218V217H201ZM7 219V218H6ZM8 219H9V217H8ZM7 219V220H8ZM11 219V218H10ZM23 219V218H22ZM38 219V218H37ZM42 219V218H41ZM61 219V218H60ZM146 219V218H145ZM155 219V218H154ZM169 219H171V218H169ZM189 219V218H188ZM24 220H26V219H24ZM39 220V219H38ZM150 220H151V218H150ZM146 221H148V218L146 219ZM152 221V220H151ZM154 221V220H153ZM206 222V221H205ZM36 223V222H35ZM148 223V222H147ZM264 223V222H263ZM17 224L19 225V223H18V221H17ZM23 224V223H22ZM40 224H42V223H40ZM43 225H44V223H43ZM48 225H50L49 223H48ZM64 225V224H63ZM51 226H52V224H51ZM51 226H49V228L48 229H50V227ZM18 227V226H17ZM41 227H42V225H41ZM166 227V226H165ZM206 227H208V226H206ZM44 228V227H43ZM54 228V227H53ZM29 229H33V228H29ZM40 229V228H39ZM55 229V228H54ZM163 229H164V227H163ZM167 229V228H166ZM206 229V228H205ZM209 229H210V227L208 228V229H206V230H208L207 231V233L209 232ZM33 230H35V229H33ZM51 230H52V227H51ZM31 231V230H30ZM37 231V230H36ZM35 231V232H36ZM50 231V230H49ZM55 231V230H54ZM66 231V230H65ZM252 231V230H251ZM264 231V230H263ZM262 232V231H261ZM27 233V232H26ZM53 233V232H52ZM76 233V232H75ZM78 233H80V232H78ZM78 233H76L77 235H78ZM206 233V232H205ZM210 233V232H209ZM32 234V233H31ZM44 234V233H43ZM258 234V233H257ZM260 234V233H259ZM73 235H75V234H73ZM205 235H207V234H205ZM25 236V235H24ZM208 236V235H207ZM210 236H211V234H210ZM209 236V237H210ZM76 237V235L74 236V239H76L75 238ZM154 237V236H153ZM245 237H247V236H245ZM247 238H249V237H247ZM206 240H207V237L205 238ZM250 239H251V236H250ZM122 240V239H121ZM126 240V239H125ZM241 240V239H240ZM239 240V241H240ZM123 241V240H122ZM121 241V242H122ZM128 241V240H127ZM130 241H132V238H131V240ZM129 241V242H130ZM152 241V240H151ZM208 241V240H207ZM237 241V240H236ZM242 241V240H241ZM251 241V240H250ZM250 241H248L247 240V242H246V244L248 243V242H250ZM125 242V241H124ZM238 242V241H237ZM244 242V241H243ZM252 242V241H251ZM123 243V242H122ZM127 243V242H126ZM125 243V244H126ZM150 243V242H149ZM232 243H234V242H232ZM253 243V242H252ZM129 245L131 244V243H128ZM240 244H242V243H240ZM128 245V246H129ZM235 245V244H234ZM233 245V246H234ZM237 246L239 245L238 243L236 244ZM253 245V244H252ZM127 246V245H126ZM141 246V245H140ZM139 246V247H140ZM146 246V245H145ZM149 246V245H148ZM148 246H146V247H148ZM152 247H153V243H152V245H151ZM233 246H231V255H236L238 252H241L240 250H239V248L241 247V246H239V247H237L238 249H236L235 247L234 248H232ZM246 246V245H245ZM254 246V245H253ZM151 247V248H152ZM250 247H252V246H250ZM150 248V249H151ZM244 248V247H243ZM243 248H241L242 249V251H244V249ZM248 248V247H247ZM22 249H24L23 247H22ZM27 249H28V247H27ZM38 249V248H37ZM46 249V248H45ZM49 249V248H48ZM152 250V249H151ZM50 251V250H49ZM14 253V252H13ZM52 255H53V253H52ZM51 254H50V256H52ZM4 256V255H3ZM11 257V256H10ZM53 258V257H52ZM79 258V257H78ZM39 260V259H38ZM233 260V259H232ZM160 261V260H159ZM234 261V260H233ZM236 262H237V260H235ZM154 262V261H153ZM174 263V262H173ZM172 263V261H171V263L170 264H173ZM232 263H234V262H232ZM8 264V263H7ZM163 264H165V263H163ZM168 264V263H167ZM235 264V263H234Z\"/></svg>",
	"mask_w": 264,
	"mask_h": 264
},
{
	"label": "crops",
	"instance_id": "obj_3",
	"mask_svg": "<svg viewBox=\"0 0 264 264\" xmlns=\"http://www.w3.org/2000/svg\"><path fill=\"white\" fill-rule=\"evenodd\" d=\"M3 14V12L0 10V27H2V30L4 29V27H5V25H6V21H5V17H4V14ZM49 14H50V12H48V14H45L46 16H45V20L44 19H40V20H38V19H36L35 20V22H34V31H33V34L36 36V37H38V36H40L39 37V39H41V40H44V41H47L49 38H54V37H52L54 34H52L53 32L55 33V34H57L56 36V39H58V38H60V41H59V44H62L63 43V35H62V29H63V27L62 26H65V22H64V20H59V21H61L60 23H58L59 21L58 20H56V21H54L52 18H48L49 17ZM4 19V20H3ZM58 21V22H57ZM37 23H39V24H37ZM58 23V24H57ZM56 24V25H55ZM60 24H62V26H60ZM53 27V32L51 33V34H49V33H47L48 31L47 30H45V28H48V27ZM55 26V27H54ZM57 26V27H56ZM59 26H60V30H57V28L59 29ZM61 27H62V29H61ZM56 28V29H55ZM56 31H55V30ZM1 30V28H0V32L2 31ZM58 31H60V34L58 35ZM29 34V31L27 32V33H25V35H24V38H25V36L26 35H28ZM47 36V37H46ZM55 36V35H54ZM48 38V39H47ZM46 39V40H45ZM55 39V38H54ZM58 50H62L61 49V46H57V48H54L53 49V51H55V52H57ZM24 55H29V53H25V54H22V55H20L19 57H21V56H24ZM1 56V55H0ZM4 57V58H3ZM5 57L7 58L8 56H6V55H2V57H0V60L1 59H5ZM9 57L11 58V57H14V58H11L12 60L13 59H15L16 57L17 58H19L18 56H10L9 55ZM51 58H53V56H51Z\"/></svg>",
	"mask_w": 264,
	"mask_h": 264
}]
</instances>
